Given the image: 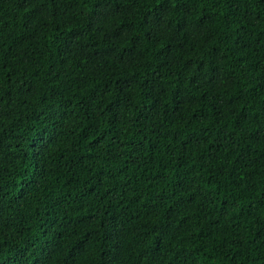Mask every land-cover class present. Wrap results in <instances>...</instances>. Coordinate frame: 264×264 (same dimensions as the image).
Listing matches in <instances>:
<instances>
[{
	"label": "trees",
	"instance_id": "1",
	"mask_svg": "<svg viewBox=\"0 0 264 264\" xmlns=\"http://www.w3.org/2000/svg\"><path fill=\"white\" fill-rule=\"evenodd\" d=\"M0 264H264V0H0Z\"/></svg>",
	"mask_w": 264,
	"mask_h": 264
}]
</instances>
